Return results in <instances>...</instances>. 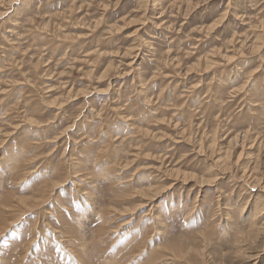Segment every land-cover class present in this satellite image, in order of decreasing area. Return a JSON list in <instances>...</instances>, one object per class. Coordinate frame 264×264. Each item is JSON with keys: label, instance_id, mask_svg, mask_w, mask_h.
<instances>
[{"label": "rangeland", "instance_id": "374dc122", "mask_svg": "<svg viewBox=\"0 0 264 264\" xmlns=\"http://www.w3.org/2000/svg\"><path fill=\"white\" fill-rule=\"evenodd\" d=\"M0 264H264V0H0Z\"/></svg>", "mask_w": 264, "mask_h": 264}]
</instances>
